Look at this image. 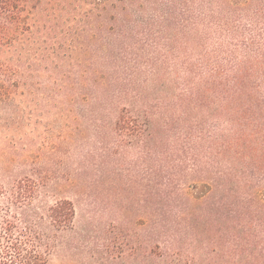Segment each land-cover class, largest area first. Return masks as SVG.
Here are the masks:
<instances>
[{
	"label": "trees",
	"instance_id": "16d2710c",
	"mask_svg": "<svg viewBox=\"0 0 264 264\" xmlns=\"http://www.w3.org/2000/svg\"><path fill=\"white\" fill-rule=\"evenodd\" d=\"M42 75L52 104L100 125L134 131L143 99V200L202 184L188 199L227 213L208 218L210 249L264 252V0H0V104ZM42 186L0 184V264H48L72 228V202L42 203Z\"/></svg>",
	"mask_w": 264,
	"mask_h": 264
},
{
	"label": "rangeland",
	"instance_id": "374dc122",
	"mask_svg": "<svg viewBox=\"0 0 264 264\" xmlns=\"http://www.w3.org/2000/svg\"><path fill=\"white\" fill-rule=\"evenodd\" d=\"M38 81L32 93L17 94L16 109L0 104V184L32 177L44 184L42 203L72 202L73 226L59 234L48 264H264L259 248L241 256L210 249L208 218L224 223L227 213L188 199L205 191L202 184L187 186L171 206L143 200V99L126 106L138 128L122 130L98 124L76 103L55 106L46 97L47 76ZM167 222L180 230L167 232ZM143 240L154 248H143ZM171 245L181 253L168 251Z\"/></svg>",
	"mask_w": 264,
	"mask_h": 264
}]
</instances>
